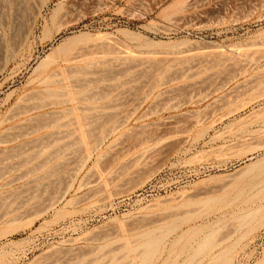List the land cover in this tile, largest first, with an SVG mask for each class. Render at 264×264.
I'll return each mask as SVG.
<instances>
[{
    "label": "rangeland",
    "instance_id": "1",
    "mask_svg": "<svg viewBox=\"0 0 264 264\" xmlns=\"http://www.w3.org/2000/svg\"><path fill=\"white\" fill-rule=\"evenodd\" d=\"M71 37L86 95L37 104L35 67ZM263 158L264 0H0V264H140L173 228L143 264H261L264 217H240L264 202V163L244 171Z\"/></svg>",
    "mask_w": 264,
    "mask_h": 264
},
{
    "label": "bare ground",
    "instance_id": "2",
    "mask_svg": "<svg viewBox=\"0 0 264 264\" xmlns=\"http://www.w3.org/2000/svg\"><path fill=\"white\" fill-rule=\"evenodd\" d=\"M64 4V3H63ZM63 6V5H62ZM62 6L59 4L55 9H54V11H53V14H52V18H51V21H52V23L51 24H47V26H46V28H45V30L43 31V35L41 36V37H43L44 39H47V38H49V39H54L55 40V42H56V39H58V38H56L55 37V35L53 34L54 33V25L56 24L55 22H56V18L59 16V14H60V11L62 10ZM23 12V11H22ZM24 14V13H23ZM20 16H23V15H20ZM25 16V15H24ZM23 16V18H25ZM19 19H21L20 17H19ZM34 19V18H33ZM12 21V20H11ZM19 21V20H18ZM21 21V20H20ZM24 21V20H23ZM4 22V21H3ZM14 22V21H13ZM25 22V21H24ZM27 22V21H26ZM49 23V22H48ZM17 24H20V28L19 29H22L21 27V24L22 25H24V23H22V22H18ZM16 24V22H15V25H17ZM13 25V24H12ZM17 26H19V25H17ZM58 26V25H57ZM61 26H62V24H61ZM60 26V27H61ZM13 27V26H12ZM15 27V26H14ZM10 28H11V26H10ZM55 28H57V27H55ZM63 28V27H62ZM16 29H18V27L16 28ZM16 29H15V31H16ZM19 29H18V31H19ZM27 29V28H26ZM58 29H59V27H58ZM64 30V29H63ZM30 31V30H29ZM62 31V30H61ZM122 31H124L126 34H130V32L129 31H127V30H122ZM22 32V34L24 33L23 31H19V33H21ZM57 32H59V30H57ZM56 32V33H57ZM8 33V32H7ZM13 33H15V35H16V37L17 36H19V34L17 33V31L16 32H14V29L12 30V35H13ZM25 33H26V31H25ZM27 33H28V31H27ZM60 33V32H59ZM20 35L19 37H21V36H23V35H25V34H23V35ZM10 35H11V33H10ZM14 35V36H15ZM27 35V34H26ZM25 35V36H26ZM24 36V37H25ZM10 37H12V36H9V38ZM15 37V38H16ZM51 37V38H50ZM15 38H14V40H15ZM23 37H21L20 38V40L22 39ZM27 38V37H26ZM43 38H42V40H43ZM10 39H12V38H10ZM17 40H15L14 42H16L17 43V46H19L18 45V43H21V44H24V40H25V38H24V42L22 41V42H20L19 40H18V38H16ZM78 38L77 37H71V38H65V42H62L59 46H56V47H53V49L51 50V52H49L46 56H44V58H42V60L38 63V65L35 67V69H34V72L35 73H38L37 75H38V80L40 81V85L39 86H37L35 89H33L32 91H33V93H31V92H29L30 94H35L34 96H36L37 95V97H35L36 99L38 98V96H39V98L41 97V95H42V97H46L45 99H49V101H47V102H50V101H52V100H54L56 103H59V104H64L65 106L67 105V101H72V100H76V102L78 103V99L79 100H81L82 101V99H80L81 97L80 96H84V92H83V90L81 89V90H79L81 87L80 86H77L78 84H79V81H78V84L76 85V84H74L73 82V84L71 83V81H76V80H73L72 78L73 77H70V75L69 74H71V76H75V72L73 73V72H71V73H68V71L70 70L71 71V68L70 67H68L69 68V70L67 71V70H65L63 67H62V63L63 62H69L70 61V59L72 58L71 57V55H70V48L69 47H64L63 45H64V43H69V45L70 44H73V43H75V41L77 40ZM53 40V41H54ZM12 41H13V39H12ZM12 41H10V42H12ZM19 41V42H18ZM12 43L13 44V46L12 47H10L9 46V50H11V48H12V52H8V53H12V57H11V59L12 58H14V57H16V55H19L18 53H17V46L15 47L14 46V44L16 45V43ZM77 42V41H76ZM9 43V42H8ZM178 44V43H177ZM6 46H7V44H6ZM22 46V45H21ZM74 45H72V47H73ZM177 46V45H176ZM13 47H15V48H13ZM171 47H173V46H171ZM7 48V47H6ZM20 48L21 47H19L18 49H19V52H20ZM75 48V47H74ZM8 50V49H7ZM8 50V51H9ZM72 50V49H71ZM175 51H177V50H175ZM180 51H181V49H180ZM75 52V51H74ZM73 52V53H74ZM149 52V51H148ZM147 52V53H148ZM172 52V51H171ZM181 52H183V51H181ZM72 53V54H73ZM152 53H154V52H150L149 54H151L152 55ZM167 53V52H166ZM173 53V52H172ZM6 52H5V56H6ZM75 54V53H74ZM73 54V55H74ZM146 54V53H145ZM169 54V53H168ZM174 54V53H173ZM178 54V53H177ZM191 54V53H190ZM193 54V53H192ZM223 54V53H222ZM72 55V56H73ZM76 55V54H75ZM175 55V54H174ZM221 55V54H220ZM147 56V58H149L148 57V55H146ZM150 56V55H149ZM7 57V56H6ZM10 57V56H9ZM74 57V56H73ZM152 57H153V55H152ZM152 57H150L151 59H152ZM171 57H173V56H171ZM175 57V56H174ZM178 57V56H177ZM184 57V56H183ZM219 57H221V56H219ZM222 57H224V56H222ZM76 57H74V58H72L71 60H73V59H75ZM87 58V57H86ZM85 58V59H86ZM156 58H157V56H156ZM155 58V59H156ZM169 58V57H168ZM8 59V58H7ZM88 59V58H87ZM86 59V60H87ZM90 59V58H89ZM89 59H88V62H89V65H90V62L91 61H89ZM150 59V60H151ZM171 59V58H170ZM6 60V59H5ZM149 60V59H148ZM150 60H149V62H150ZM163 60V59H162ZM9 61V60H8ZM7 60H6V62H8ZM153 61V60H152ZM152 61L149 63V64H151L152 63ZM155 61V60H154ZM153 61V62H154ZM161 61V60H160ZM71 62H73V61H70L69 63H71ZM148 62V61H147ZM158 62V61H157ZM155 63V62H154ZM162 63V62H161ZM92 64V63H91ZM163 64V63H162ZM70 65V64H69ZM86 65V64H85ZM84 65V66H85ZM155 65V64H154ZM153 65V66H154ZM167 65V64H166ZM87 66V65H86ZM85 66V67H86ZM152 66V65H151ZM170 66V65H169ZM78 67V66H77ZM163 67V66H162ZM79 68H81L80 66H79ZM90 67H88V69L87 68H85L86 70H90L89 69ZM151 68V67H150ZM161 68V67H160ZM83 69V68H82ZM81 69V71L83 72V70ZM162 69V68H161ZM72 70L74 71V69H73V66H72ZM128 70V69H127ZM153 70V69H152ZM125 71V70H124ZM162 71H164V70H162ZM78 72V71H77ZM86 72V71H85ZM161 72V71H160ZM73 73V74H72ZM90 73V72H89ZM165 73V72H164ZM86 74V73H85ZM85 74H84V80L85 81H87V79H88V77L90 78V76H88V77H85ZM91 74V73H90ZM99 74V73H98ZM160 74V73H159ZM34 75H36V74H34ZM99 76H100V74H99ZM161 75H159V77H160ZM96 77V76H95ZM77 79H78V77H76ZM86 78V79H85ZM118 78V77H117ZM72 79V80H71ZM80 79V78H79ZM159 79V78H158ZM157 79V80H158ZM35 81H36V79H34ZM34 80H32V81H34ZM82 80V79H81ZM31 81V82H32ZM83 81V80H82ZM81 82V81H80ZM94 82V81H93ZM83 83V85H85V83H84V81L83 82H81L79 85H81ZM39 84V83H38ZM88 84V83H87ZM75 85V86H74ZM32 86H34L33 84H32ZM76 87V88H75ZM77 87H79V89H77ZM83 87V86H82ZM88 87V86H87ZM93 88V87H92ZM85 89V88H84ZM89 89V88H88ZM88 89L87 90H85V91H88ZM90 90V89H89ZM89 92V91H88ZM87 93V92H86ZM29 94V95H30ZM92 93H90V95H91ZM96 94V93H95ZM94 94V95H95ZM25 95V94H24ZM27 96H28V98H30V97H32V99H33V95L32 96H29L28 95V92H27V94H26ZM86 95V94H85ZM82 96V98H84ZM97 96V95H96ZM95 96V97H96ZM42 97L40 98V100L42 99ZM94 97V98H95ZM23 98H24V96H23ZM34 98V99H35ZM52 98V100H50ZM85 98H89V97H85ZM92 98H93V96H92ZM25 99H27V98H24V100ZM31 99V98H30ZM36 99H35V101H36ZM44 99V98H43ZM44 99V100H45ZM96 99V98H95ZM28 100V99H27ZM39 99H38V101L40 102V103H37V104H44V103H46V101H40ZM92 100V99H91ZM32 101H34V100H32ZM31 101V102H32ZM90 101V100H89ZM88 101V102H89ZM28 102V101H27ZM43 102V103H42ZM76 102H74V104L76 103ZM86 102V101H85ZM84 102V103H85ZM87 102V103H88ZM94 102H95V100H94ZM26 103V102H25ZM51 103V105H52V103L53 102H50ZM68 103H70V102H68ZM73 103V102H72ZM80 103V102H79ZM81 103H83V102H81ZM92 103V102H91ZM49 104V103H48ZM47 103L46 104H44V105H48ZM54 104V103H53ZM22 106H23V104H21ZM21 105H20V107H21ZM26 105V104H25ZM25 105H24V107H25ZM33 103H31V105H30V102H29V105H27V106H31V107H33V106H35L36 105V103H35V105H33ZM44 105H43V107H44ZM50 105V104H49ZM86 105V104H85ZM96 105V104H95ZM26 106V107H27ZM36 106H39V105H36ZM35 106V107H36ZM57 106H60V105H57ZM72 106V105H71ZM79 106V105H78ZM77 106V107H78ZM83 106V105H82ZM18 107H19V105H18ZM35 107H33V108H35ZM76 107V105H74V107H72V109H70V111L69 112H71V110L73 111V112H78V110L77 109H79V108H77ZM80 107V106H79ZM95 107V106H94ZM22 108V107H21ZM37 108H41V105L39 106V107H37ZM62 108H63V106H62ZM62 108H61V110H62ZM66 108H68V107H66ZM70 108V107H69ZM26 109V108H25ZM30 109V108H29ZM81 109H82V107H81ZM81 109H79V112H80V110ZM87 109H88V106H87ZM19 110H20V108H19ZM23 110V109H22ZM67 110V109H66ZM65 110V111H66ZM69 110V109H68ZM84 110V109H83ZM25 111V110H24ZM29 111V110H28ZM82 111V110H81ZM23 112V111H22ZM21 112V113H22ZM31 112V111H30ZM52 112V111H51ZM55 112V111H54ZM53 112V113H54ZM59 112H61V111H59ZM71 113V114H74V113ZM78 112V113H79ZM83 112V111H82ZM24 113V112H23ZM27 113V112H26ZM77 113V114H78ZM81 113V112H80ZM84 113H85V110H84ZM34 114V113H33ZM52 114V113H51ZM50 114V115H51ZM60 114H62V113H60ZM60 114H58V116H60ZM66 114H67V112H66ZM66 114H63V115H66ZM43 115V114H42ZM44 115H47V114H44ZM62 115V116H63ZM81 116H82V114H80ZM37 116V115H36ZM48 116H49V112H48ZM47 116V117H48ZM57 116V117H58ZM74 116H76V113L74 114ZM78 116V118H79V115H77ZM84 116V115H83ZM46 117V119H48ZM61 117V116H60ZM68 117V116H67ZM66 117V118H67ZM30 118H33V116L32 117H30ZM29 118V119H30ZM39 118V117H38ZM38 118H35L36 120H38ZM52 119H53V117H51ZM50 118V119H51ZM62 118V117H61ZM60 118V119H61ZM81 118V117H80ZM40 119V118H39ZM59 119V118H58ZM57 118L55 119L56 120V122H57V120H58ZM41 120H42V118H41ZM41 120H39L40 122H41ZM64 121H65V119H63ZM31 121V120H30ZM44 121V120H43ZM42 121V122H43ZM76 121V120H75ZM83 121V120H82ZM23 122V121H22ZM34 122V120L32 121V123ZM38 122V121H37ZM50 122V121H49ZM49 122H48V124H49ZM51 122H52V120H51ZM50 122V123H51ZM54 122V121H53ZM53 122H52V124H53ZM65 122H67V119H66V121ZM78 122V121H77ZM31 123V125H33ZM35 123V122H34ZM46 122H44V124H45ZM62 123V122H61ZM37 124V123H36ZM40 124V123H39ZM38 124V125H39ZM52 124H50V125H52ZM84 124V123H83ZM23 125V124H22ZM38 125H35L34 127H39L40 128V126H38ZM42 125H43V123H42ZM56 125H58V124H56ZM55 125V126H56ZM60 125V124H59ZM58 125V126H59ZM24 126H25V124H24ZM61 126V125H60ZM29 127V126H28ZM31 127H33V126H31ZM33 127V128H34ZM42 127V126H41ZM45 127H48V125L47 126H45ZM53 127V126H52ZM66 127V126H65ZM9 128V127H8ZM51 128V127H50ZM64 128V127H63ZM67 128H68V126H67ZM37 129V128H36ZM42 129V128H41ZM52 129V128H51ZM79 129V128H78ZM80 129H82V128H80ZM83 129H84V127H83ZM26 130V129H25ZM58 130H59V128H58ZM35 130L33 129V132H34ZM51 131V130H50ZM49 131V132H50ZM61 132H63V130H60ZM59 131V132H60ZM81 131H83V130H81ZM80 131V132H81ZM16 132V131H15ZM26 132H27V130H26ZM58 132V131H57ZM56 132V133H57ZM58 132V133H59ZM69 132V131H68ZM84 132V131H83ZM83 132H81V133H79V130H78V132L77 133H79V135H80V139L83 141L84 140V138H85V140H86V138L87 137H85L84 136V133ZM46 133H48V132H46ZM58 133H57V135H58ZM67 133V132H66ZM86 133V132H85ZM51 134V133H50ZM27 135V134H26ZM29 135H30V133H29ZM48 135V134H47ZM53 135H54V133H53ZM73 135V134H72ZM28 136V135H27ZM40 136V135H39ZM50 136V135H49ZM77 136V135H76ZM19 138H20V135H19ZM39 138V137H38ZM41 138V137H40ZM53 138V137H52ZM60 139H61V137H59ZM70 138V137H69ZM68 138V139H69ZM74 138V137H73ZM37 139V138H36ZM42 139V138H41ZM40 139V140H41ZM80 139H78L79 141H80ZM88 139V138H87ZM2 140V139H1ZM84 140V142H86ZM36 141V140H35ZM47 141H49V140H47ZM68 141V140H67ZM88 141V140H87ZM22 142V141H21ZM41 142V141H40ZM43 142V141H42ZM57 142H58V140H57ZM56 142V143H57ZM78 142V141H77ZM81 142V141H80ZM84 142H81V143H84ZM48 143V142H47ZM50 143V142H49ZM76 143V142H75ZM22 144V143H21ZM45 144V143H44ZM79 144V143H78ZM85 144V143H84ZM83 144V145H84ZM35 145V144H34ZM43 145V144H42ZM41 145V146H42ZM46 145V144H45ZM44 145V146H45ZM48 145V144H47ZM53 144H51V146H52ZM81 145V144H80ZM87 145V144H86ZM50 146V147H51ZM55 146V145H54ZM57 146V145H56ZM60 146V145H59ZM62 146V145H61ZM47 147V146H46ZM49 147V148H50ZM87 148H88V146H86ZM42 148V147H41ZM52 148V147H51ZM67 148V147H66ZM25 149V148H24ZM30 149V148H29ZM43 149H45V148H43ZM43 149H41L42 151H45V150H43ZM47 149H48V147H47ZM55 149V148H54ZM28 150V149H27ZM40 150V151H41ZM24 152H25V150H23ZM53 151V150H52ZM55 151H56V149H55ZM54 151V152H55ZM65 151V150H64ZM33 152H34V150H33ZM39 152V151H38ZM66 152V151H65ZM89 152V151H88ZM48 153V152H47ZM46 153V154H47ZM24 154V153H23ZM27 154V153H26ZM44 154V153H43ZM51 154V153H50ZM55 154V153H54ZM64 154V153H63ZM31 155H33V153L31 154ZM26 156V155H25ZM24 156V157H25ZM51 156V155H50ZM27 157V156H26ZM35 157H38V156H35ZM47 157V156H46ZM45 157V158H46ZM66 157V156H65ZM29 158V157H28ZM33 158V157H32ZM43 158V157H42ZM41 158V159H42ZM54 158V157H53ZM31 159V158H30ZM39 159V158H38ZM64 159V158H63ZM35 160V159H34ZM50 160V159H49ZM66 160V159H65ZM32 161V160H31ZM44 161V160H43ZM28 162V161H27ZM29 163H31V162H29ZM37 163V162H36ZM260 163H264V158L263 159H261V160H258V161H256V162H253V163H250V164H248L247 166H246V168L244 169V171H247V170H250V169H252V168H255V166H257L258 164H260ZM38 164V163H37ZM49 164V163H48ZM25 165V164H24ZM44 166V165H43ZM259 166V165H258ZM40 167V166H39ZM39 167H38V169H39ZM33 168V167H32ZM42 168V167H41ZM41 168H40V170H41ZM50 168V167H49ZM63 168V167H62ZM61 168V169H62ZM58 169V168H57ZM36 169H34V171H35ZM44 171V170H43ZM48 171V170H47ZM37 172V171H36ZM45 172V171H44ZM51 172H52V168H51ZM32 173V172H31ZM41 173V172H40ZM49 173V172H48ZM33 174V173H32ZM37 174H38V172H37ZM53 174V173H52ZM48 175V174H47ZM40 178V177H39ZM48 178V177H47ZM262 200V199H261ZM261 202V201H260ZM255 206V205H254ZM264 207V202H261L258 206H255V207H252L251 209L249 208V209H247V211L246 212H244L243 214H242V216L240 217V219H241V224L240 225H242V226H244V225H246V227L248 228V231L250 232V231H252L253 230V228H254V224H256L255 222L256 221H258V220H260L261 221V219L264 217V214L263 213H261L260 215H258L257 216V212H259L260 210H261V208H263ZM259 222V221H258ZM257 222V223H258ZM242 226H239V227H242ZM175 228H173V229H166L164 232H162V234L160 235V237L159 238H157V239H150L149 241L147 240V244L145 243H142L141 242V246H142V244H144V245H146L147 247L146 248H143V246L141 247V248H143L142 250H148V251H146V255L145 256H143L144 254H142L141 256L142 257H144L145 259L147 258V260H152L153 259V257L158 253V251H159V249H160V244H161V242L169 235V232L170 231H172V230H174ZM194 231H195V229H194ZM194 231H192V232H194ZM247 231V230H246ZM183 237V236H182ZM181 236H180V238H178V236H177V239H176V243L178 244V241L182 238ZM182 240V239H181ZM128 243H130L129 241H127ZM125 243V246H128L129 247V244L128 243ZM175 242H172V244L174 243V244H176ZM180 242V241H179ZM171 244V243H170ZM176 244V245H177ZM175 245V246H176ZM130 246H131V244H130ZM138 246V248L140 247V243H139V245H137ZM172 246V245H171ZM132 247V246H131ZM130 247V249H133V247H135V246H133L132 248ZM164 247H166L165 245H164ZM178 247V246H177ZM125 248H127V247H125ZM136 248V247H135ZM138 248H136L137 250H136V252L140 249H138ZM172 248H174V246L172 247ZM171 248V249H172ZM128 249V248H127ZM130 249H128L129 251H131ZM168 249V248H167ZM170 248L168 249V250H171ZM126 250V249H125ZM135 250V249H134ZM131 251V253L130 254H133L135 251ZM164 251V250H163ZM167 251V250H166ZM174 251H176V250H174ZM174 251H173V249H172V252H171V255H173L172 253H174ZM124 252V251H123ZM133 252V253H132ZM140 251H138V254L137 255H139V254H141V253H143L142 251L139 253ZM160 252H162V251H160ZM168 252V251H167ZM125 254L127 253V251L126 252H124ZM169 253H170V251L168 252V255H169ZM160 254V253H159ZM176 254H178V253H176ZM218 255L217 256H215L214 257V255L213 256H210V257H212V259H214V260H210V261H212V262H214L215 264H222L223 262V264H225V262H226V260H225V257H221V255H219V253H217ZM222 255H223V253H221ZM135 255V253L133 254V256ZM216 255V254H215ZM224 255H227V253H224ZM223 255V256H224ZM95 256V255H94ZM123 256H125L124 258H126V256H129V254H126V255H124L123 254ZM136 256V255H135ZM140 256V255H139ZM138 256V257H139ZM159 257H160V255H158ZM162 256V255H161ZM170 256V255H169ZM168 256V257H169ZM137 257V256H136ZM141 257V258H142ZM167 257V258H168ZM214 257V258H213ZM96 258H98V256L97 257H95V259ZM112 258V257H111ZM114 258V257H113ZM133 257H131V259H132ZM135 258V257H134ZM134 258H133V261L135 262L136 261V259L134 260ZM143 258V260L141 259V261H142V263H140V264H143V262L145 261V259ZM101 259V258H100ZM116 259V258H115ZM129 259V257H127L126 259H125V263H127V264H129L128 262H127V260ZM82 260V259H81ZM130 260V259H129ZM146 260V261H147ZM167 260V259H166ZM190 260H192V258L190 259ZM189 260V261H190ZM228 260V259H227ZM229 260H230V257H229ZM91 261V260H90ZM89 261V262H90ZM94 260H93V258H92V264H97V263H99V262H97L98 261V259H97V261L95 260L94 262H93ZM100 261V260H99ZM102 261V260H101ZM131 261V260H130ZM133 261H131V263L133 262ZM145 261V262H146ZM76 262V261H75ZM151 262V261H150ZM150 262H148L147 261V263H150ZM212 262H209V260L207 261V263L208 264H211ZM87 263V262H86ZM124 263V264H125ZM139 263V262H138ZM260 263V262H259ZM60 264V263H59ZM63 264V263H62ZM71 264H73V262L71 263ZM75 264H78V263H75ZM88 264V263H87ZM99 264H101V263H99ZM104 264V263H103ZM122 264V263H121ZM137 264V263H136ZM162 264H163V262H162ZM172 264V263H171ZM174 264V263H173ZM213 264V263H212ZM261 264H264V261L261 263Z\"/></svg>",
    "mask_w": 264,
    "mask_h": 264
},
{
    "label": "built area",
    "instance_id": "3",
    "mask_svg": "<svg viewBox=\"0 0 264 264\" xmlns=\"http://www.w3.org/2000/svg\"><path fill=\"white\" fill-rule=\"evenodd\" d=\"M97 1H103V0H97ZM184 28H185L184 26L182 28L177 27V26H172V30L171 31H173V32L183 31V30H185Z\"/></svg>",
    "mask_w": 264,
    "mask_h": 264
}]
</instances>
